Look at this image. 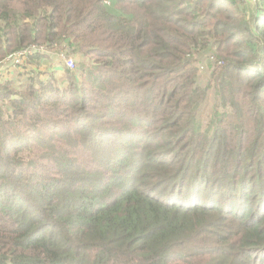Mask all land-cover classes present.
Wrapping results in <instances>:
<instances>
[{"label":"trees","instance_id":"1","mask_svg":"<svg viewBox=\"0 0 264 264\" xmlns=\"http://www.w3.org/2000/svg\"><path fill=\"white\" fill-rule=\"evenodd\" d=\"M32 44L0 80V264H264V0H0V64Z\"/></svg>","mask_w":264,"mask_h":264},{"label":"built area","instance_id":"2","mask_svg":"<svg viewBox=\"0 0 264 264\" xmlns=\"http://www.w3.org/2000/svg\"><path fill=\"white\" fill-rule=\"evenodd\" d=\"M38 52V53H47V49L43 45L32 44L28 47L23 48L22 50L14 53L12 55L7 56L2 64H9L11 67H19L24 63V60L27 56ZM57 57L61 58L63 61L65 60L66 67L70 68L74 66V62L70 56H67L66 52H61L56 54Z\"/></svg>","mask_w":264,"mask_h":264},{"label":"rangeland","instance_id":"3","mask_svg":"<svg viewBox=\"0 0 264 264\" xmlns=\"http://www.w3.org/2000/svg\"><path fill=\"white\" fill-rule=\"evenodd\" d=\"M57 58H58V60L60 62H62L66 66V64H65V60L66 59L63 61L61 58H59V57H57ZM197 66L200 67V72H201V74L199 75V82H200L201 85L204 86L205 85V81L208 78V74H207L208 68L206 67V64L204 62L198 63ZM43 68L47 69V68H51V67L49 65V66L43 67ZM69 69H74V68L70 67ZM13 70H14L15 73L11 76V78H15V75L17 74V70L18 69H13ZM52 72H53L54 76L56 77V79H58V84L63 86L66 83V81L63 79L65 77V74H63V71L60 70V71H52ZM45 73L48 74L50 72H45ZM46 74H40V76L44 77ZM23 80H24V78H23ZM212 102H213V100L211 98L206 104L203 105L202 109L200 110L199 115H200L201 122L203 124L206 123V121L208 120V117L210 116Z\"/></svg>","mask_w":264,"mask_h":264},{"label":"crops","instance_id":"4","mask_svg":"<svg viewBox=\"0 0 264 264\" xmlns=\"http://www.w3.org/2000/svg\"><path fill=\"white\" fill-rule=\"evenodd\" d=\"M13 69L17 68L11 67L9 64H0V80H3L4 77H11L15 73Z\"/></svg>","mask_w":264,"mask_h":264}]
</instances>
